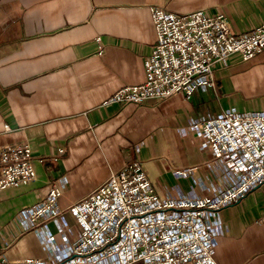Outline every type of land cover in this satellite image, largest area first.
<instances>
[{"label":"crops","instance_id":"obj_1","mask_svg":"<svg viewBox=\"0 0 264 264\" xmlns=\"http://www.w3.org/2000/svg\"><path fill=\"white\" fill-rule=\"evenodd\" d=\"M154 7L222 13L240 35L264 23V0H0V147L29 145L36 172L29 186L0 194V252L9 261L45 258L34 233L16 236L13 217L43 200L51 183L62 184L65 209L139 160L160 192L188 194L194 182L176 179L164 161L198 167L207 186L213 173L181 128L200 115L264 111V51L215 65L216 88L191 99L105 106L118 89L146 81ZM263 207L264 185L220 212L227 232L217 240V264H264Z\"/></svg>","mask_w":264,"mask_h":264},{"label":"built area","instance_id":"obj_2","mask_svg":"<svg viewBox=\"0 0 264 264\" xmlns=\"http://www.w3.org/2000/svg\"><path fill=\"white\" fill-rule=\"evenodd\" d=\"M151 15L156 44L145 60L146 81L118 89L105 106L180 94L191 99L216 88L215 65L226 66L233 56L249 62L264 51V23L240 35L222 13L177 15L154 7ZM180 133L208 154V186L197 178L198 167L172 168L164 161L176 179L194 186L188 194L178 187L160 192L135 160L63 209L62 184L53 182L43 200L13 217L16 236L34 233L45 258L9 261L0 252V264H217V240L227 232L220 212L264 185V111L200 115ZM35 179L29 145L0 147V194ZM257 223L264 224V207Z\"/></svg>","mask_w":264,"mask_h":264}]
</instances>
